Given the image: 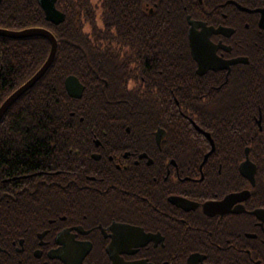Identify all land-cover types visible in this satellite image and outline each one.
<instances>
[{"label": "flooded vegetation", "instance_id": "af4514ba", "mask_svg": "<svg viewBox=\"0 0 264 264\" xmlns=\"http://www.w3.org/2000/svg\"><path fill=\"white\" fill-rule=\"evenodd\" d=\"M182 1L196 8L187 23L199 100L217 104L213 115L230 130L240 118L252 120L260 144L234 141L233 131L217 144L210 125L187 115L198 142L180 148L203 151L202 159L124 144L143 140L132 135L111 137L107 148L93 131L95 149L76 171L19 168L4 176V205L13 188L19 198L32 196L28 213L47 195L51 203L43 223L0 229V264H264V0ZM158 129L161 148L166 132L158 143Z\"/></svg>", "mask_w": 264, "mask_h": 264}, {"label": "trees", "instance_id": "16d2710c", "mask_svg": "<svg viewBox=\"0 0 264 264\" xmlns=\"http://www.w3.org/2000/svg\"><path fill=\"white\" fill-rule=\"evenodd\" d=\"M56 5L66 14L58 25L46 19L38 0L0 1V27H45L58 40L53 64L0 121V229L7 228L8 233L21 230L22 225L43 223L51 201L48 195L41 198L28 213L25 209L34 204L32 196L19 198L12 187L16 195L10 191V201L4 205V176L17 175L19 168L33 172L49 166L56 170L71 167L74 172L87 151L95 149L94 133L104 139L107 148L114 146L111 137L132 135L143 140L124 144H140L150 152L181 160L202 159L204 153L180 148L198 142L187 116L197 124L210 125L207 129L217 144L228 143L233 131L225 120L213 115L219 112L217 104L198 98L187 23V16L196 14V8L188 2L57 0ZM50 50L51 43L44 37L0 36V105L39 70ZM69 75L84 84L81 98L68 94L65 79ZM248 78L256 77L250 74ZM197 112L200 120H196ZM217 120L222 124H216ZM251 122L237 120L234 141L260 144V130L257 127L251 132ZM262 127L264 130V117ZM158 128L166 132L161 148L154 141ZM184 152L192 155L184 157ZM55 207L64 208L59 203ZM72 207H77L74 199Z\"/></svg>", "mask_w": 264, "mask_h": 264}, {"label": "water", "instance_id": "95a60500", "mask_svg": "<svg viewBox=\"0 0 264 264\" xmlns=\"http://www.w3.org/2000/svg\"><path fill=\"white\" fill-rule=\"evenodd\" d=\"M38 2L40 6L43 8L46 19L48 21L56 25L65 21L66 14L57 8L56 6L57 0H38ZM190 25L191 27L189 30V39H190L191 50H192V54L196 55L195 47H194V34H193L195 22L191 21ZM0 36L12 38V39L44 37L48 39L51 43V50L44 64L30 79H28L25 83H23L20 87H18L15 91H13L1 104L0 106V121H1L5 113L8 111V109L29 89H31L45 75L47 70L53 64L58 49V40L54 35V33L45 27H30L22 30H12V29H6L0 27ZM65 87L68 94L73 98H81L85 89L84 84L75 75H69L65 79ZM161 130L162 129H158L157 131L158 143L161 142ZM207 136H209V134H207ZM251 179L252 180L254 179L253 176L251 177Z\"/></svg>", "mask_w": 264, "mask_h": 264}]
</instances>
